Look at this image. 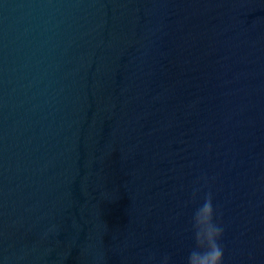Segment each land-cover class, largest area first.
Here are the masks:
<instances>
[{"label": "water", "instance_id": "water-1", "mask_svg": "<svg viewBox=\"0 0 264 264\" xmlns=\"http://www.w3.org/2000/svg\"><path fill=\"white\" fill-rule=\"evenodd\" d=\"M208 195L264 264V0H0L3 264H185Z\"/></svg>", "mask_w": 264, "mask_h": 264}, {"label": "clouds", "instance_id": "clouds-1", "mask_svg": "<svg viewBox=\"0 0 264 264\" xmlns=\"http://www.w3.org/2000/svg\"><path fill=\"white\" fill-rule=\"evenodd\" d=\"M215 215L211 196L208 195L193 213L191 225L195 243L188 252L185 264H223V248L220 244L223 227L214 218ZM54 230L55 225L44 235L47 236L49 231ZM0 264H3V261H0ZM160 264H169L167 255L162 257Z\"/></svg>", "mask_w": 264, "mask_h": 264}]
</instances>
